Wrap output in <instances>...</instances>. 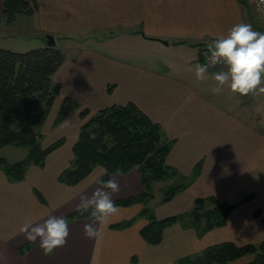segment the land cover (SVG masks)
Listing matches in <instances>:
<instances>
[{"label":"crops","instance_id":"1","mask_svg":"<svg viewBox=\"0 0 264 264\" xmlns=\"http://www.w3.org/2000/svg\"><path fill=\"white\" fill-rule=\"evenodd\" d=\"M33 1L31 16L43 41L46 34L57 40L90 33L101 37L94 45L72 47L53 74L60 90L52 106L65 96L78 105L53 124L52 129L64 125L62 133L49 140L42 135L43 146L64 137L62 145L45 157L43 166H27L22 180L10 181L0 169V264H184L183 259L210 245L264 240V91L240 95L224 86L213 93L212 73L219 69L209 68L204 79H197L194 71L205 42L231 25L246 22L264 32L255 0ZM142 45L175 49L192 56L193 63L184 72L172 73L171 64H157L147 51L137 49ZM127 101L158 122L173 140L167 164L186 176L199 167L186 189L156 206L157 218L189 210L196 197L211 195L233 205L225 223L202 231L201 225L175 222L163 229L159 243L151 244L140 234L144 225L140 216L129 226H111L138 213V203L118 205L107 225L88 217L69 219L67 242L44 255L39 239H26L20 226L48 214L66 217L76 211L82 195L103 186L97 182L104 172L100 165L75 185L60 182L58 175L73 157L72 146L83 121L98 109ZM84 108L89 113L81 118L79 111ZM109 178L120 186L111 193L113 200L143 190L137 168ZM248 194L251 197L243 200ZM89 223L98 227L95 238L84 235ZM247 257L228 264L244 263Z\"/></svg>","mask_w":264,"mask_h":264},{"label":"trees","instance_id":"2","mask_svg":"<svg viewBox=\"0 0 264 264\" xmlns=\"http://www.w3.org/2000/svg\"><path fill=\"white\" fill-rule=\"evenodd\" d=\"M33 9V0H0V24L2 21L10 24L18 15L32 14ZM64 57L55 44L26 52L0 47V147L13 145L27 148V154L13 162L0 156V169L10 181L24 179L26 168L31 164L43 166L45 157L64 142V137H59L43 146L42 134L39 132L54 97L59 93L60 84L52 80V75ZM77 107L75 100L65 96L53 124L60 123ZM88 113V109L84 108L79 111V116L85 118ZM172 144L173 140L165 136L161 125L133 101L111 104L98 109L80 125L72 146L73 157L59 173L58 180L75 185L97 165L108 169L107 173L103 172L99 177L103 180L109 179L113 173H127L137 168L143 190L113 201L116 205L138 203L143 206L136 216L111 226L123 228L129 226L136 217H145L147 222L141 227L140 234L148 243L157 244L161 241L163 229L177 222L182 215L154 216L148 207L154 196L153 184L169 179L172 181L162 190L161 201L164 203L187 188L199 169L197 166L191 176H186L167 164L166 157ZM251 195H246L243 200ZM207 203L212 206L204 208ZM232 208L233 205L219 202L211 195L198 196L190 210V214L197 218L193 225H199V217L205 220L202 231L223 225ZM77 217L87 216L76 210L65 218L69 220ZM20 251H24V247ZM248 254H253V258L240 264H264V240L241 246L229 241L221 242L207 246L200 254L183 259L182 262L228 264Z\"/></svg>","mask_w":264,"mask_h":264},{"label":"clouds","instance_id":"3","mask_svg":"<svg viewBox=\"0 0 264 264\" xmlns=\"http://www.w3.org/2000/svg\"><path fill=\"white\" fill-rule=\"evenodd\" d=\"M264 5V0H258V7ZM207 59L197 62L194 69L197 79H204L209 68L219 67L212 73L216 81L213 93H220L224 86L232 92L246 95L250 92L264 91V32L255 30L250 23L238 22L225 33L215 35L205 42ZM108 172L107 168L103 170ZM102 187H97L91 195H82L76 206L77 212L86 215L98 225H107L118 205L111 193L119 191L116 180L97 178ZM110 189V191H109ZM26 239L36 241L44 255H49L67 242L69 235L68 220L62 215L48 214L39 221H27L20 226ZM84 235L95 238L98 227L93 224L84 225Z\"/></svg>","mask_w":264,"mask_h":264},{"label":"rangeland","instance_id":"4","mask_svg":"<svg viewBox=\"0 0 264 264\" xmlns=\"http://www.w3.org/2000/svg\"><path fill=\"white\" fill-rule=\"evenodd\" d=\"M33 14V13H32ZM32 14H21L18 15L15 20L7 24L4 21L0 24V47L11 49L12 51L16 52H26L31 49L35 48H42L46 45V40L43 41V35L38 30V25L34 22ZM104 34V32H103ZM93 34H80L77 36L69 37L68 39H56L55 47L60 49L64 56L66 57V54L70 55L73 48H80L81 44L83 46H91L94 45V43H99L97 39L101 36H92ZM126 47H131L132 44L125 42ZM133 47V46H132ZM137 49L141 51H147L148 56L150 57V60L157 63H167L172 65L171 72L174 73L178 70L180 71H186L185 66H187L188 63H193L192 56H182L177 52L175 49H154V48H147L146 46H137ZM64 57V59H65ZM53 80V75H52ZM54 81V80H53ZM61 100L57 101L54 106H52V111L50 112V115L45 119V121L42 123V126L40 128V133L43 135L45 134V137L47 140L52 139L53 136L59 135L64 130V125H60L57 129L53 128V121L57 115V112L60 108ZM42 140V139H41ZM42 144V143H41ZM27 154V148L23 146H13V145H5L0 147V156H3L7 161L13 162L16 160H19L23 158ZM172 181L165 180V181H159L155 182L152 187L153 195L155 196V199H150V203L148 204V207L155 213L154 216L157 218L158 213L156 212L157 205L162 204L161 201L162 197V190L165 186L170 184ZM186 189V188H185ZM183 191V190H182ZM142 204H138L136 206V209L139 210L142 208ZM212 205L210 203L205 204L204 208H209ZM192 209V208H191ZM180 210L177 212H174V214H180L182 215L181 218L177 221V223H181L183 225L192 226L193 224H196V217L194 215L190 214V210ZM157 213V214H156ZM189 213V214H188ZM173 215V214H171ZM168 216V215H167ZM165 217V216H164ZM131 217L123 218L120 221L127 220ZM163 218V217H162ZM199 225L202 227L205 225L204 218L199 217L198 218ZM119 221V222H120ZM147 219L145 217H142L141 224H146ZM195 226V225H193ZM247 259L250 258L251 260L253 258V254H248ZM190 257V256H189ZM191 258H193L191 256ZM248 260V261H249ZM236 261V260H235ZM247 262V261H246ZM239 264V263H238Z\"/></svg>","mask_w":264,"mask_h":264},{"label":"built area","instance_id":"5","mask_svg":"<svg viewBox=\"0 0 264 264\" xmlns=\"http://www.w3.org/2000/svg\"><path fill=\"white\" fill-rule=\"evenodd\" d=\"M255 11L257 12V14H258L259 18L261 19V22L264 26V5H260L258 7V0H255ZM207 56H208L207 49L204 48L202 50V53H201L202 62L206 61ZM219 67L220 66H217L216 68H219Z\"/></svg>","mask_w":264,"mask_h":264},{"label":"water","instance_id":"6","mask_svg":"<svg viewBox=\"0 0 264 264\" xmlns=\"http://www.w3.org/2000/svg\"><path fill=\"white\" fill-rule=\"evenodd\" d=\"M45 39H46V45H54L55 44V39H54L53 35L46 34Z\"/></svg>","mask_w":264,"mask_h":264}]
</instances>
